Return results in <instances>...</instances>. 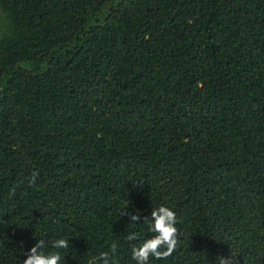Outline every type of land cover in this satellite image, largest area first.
<instances>
[{"label": "trees", "instance_id": "1", "mask_svg": "<svg viewBox=\"0 0 264 264\" xmlns=\"http://www.w3.org/2000/svg\"><path fill=\"white\" fill-rule=\"evenodd\" d=\"M0 8V264H136L161 205L179 243L148 264H264V0Z\"/></svg>", "mask_w": 264, "mask_h": 264}, {"label": "clouds", "instance_id": "2", "mask_svg": "<svg viewBox=\"0 0 264 264\" xmlns=\"http://www.w3.org/2000/svg\"><path fill=\"white\" fill-rule=\"evenodd\" d=\"M37 176L38 173L33 172L29 182L35 183ZM137 187H140V185H137ZM123 215H128L129 223L134 224L141 220V217L137 214L132 215L125 211ZM150 217L148 227L155 235L144 240L139 246L134 245L132 247L131 255L136 264H148L150 258L166 259L172 255L179 243V234L175 226L177 224L176 214L173 210L161 205L151 211ZM137 238V233H131L127 236L129 241H134ZM44 247V240H37L35 245L28 250L26 259L22 261V264H62L59 251L45 253L43 251ZM68 247L69 242L64 238L52 242L53 249H67ZM115 253L116 244L114 243L111 246V253L102 252L98 258H93L92 264H98V261H102V264H115L113 260ZM219 264H237V260L232 255L219 257Z\"/></svg>", "mask_w": 264, "mask_h": 264}, {"label": "rangeland", "instance_id": "3", "mask_svg": "<svg viewBox=\"0 0 264 264\" xmlns=\"http://www.w3.org/2000/svg\"><path fill=\"white\" fill-rule=\"evenodd\" d=\"M6 27H7V19L5 13L0 8V34H2L5 31Z\"/></svg>", "mask_w": 264, "mask_h": 264}]
</instances>
